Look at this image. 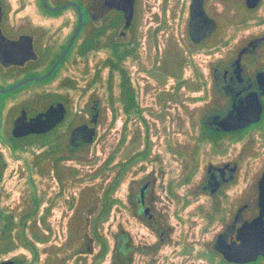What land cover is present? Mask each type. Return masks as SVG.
Segmentation results:
<instances>
[{
	"label": "flooded vegetation",
	"instance_id": "obj_1",
	"mask_svg": "<svg viewBox=\"0 0 264 264\" xmlns=\"http://www.w3.org/2000/svg\"><path fill=\"white\" fill-rule=\"evenodd\" d=\"M174 1L177 4L171 13L173 15L177 13L185 18L183 37L187 42L188 55L184 51L182 53L173 52L170 61L163 62L158 68L175 80L172 89L162 93L167 100H174L177 97L180 98V91L183 87L189 89L192 87L196 91L202 90L203 95L199 98H205V109L199 116L197 133L194 138L191 136L190 119L183 121L185 126L183 140L176 137L170 138L172 160L178 163L179 168L176 175L178 178H173L167 183V192L173 199L181 200L182 205L190 204L200 196L205 197L196 204V208L200 209V214L205 220V229L217 222L223 224L215 234L209 248L203 251L210 259L216 260L217 264H264V257L261 255L256 260L246 263L231 262L214 248L220 236L224 235V241L227 244L240 243L239 237L243 235L244 229H248L246 226L249 227L255 221H257L258 229L262 224L264 225V214L260 215L263 205L260 194L264 192V0ZM0 6L2 12L0 16L1 192L4 177L11 173L7 172L8 160L5 155L9 152L15 157H22L21 154L31 147L27 146L25 150H22V145L32 138H40V143H42L40 147H43L40 154H46L51 145H58L61 155L68 156L67 159L60 161L58 165L60 169L50 159H44L41 164L40 175L42 176L48 175L46 164L50 161L51 169L59 182L56 176L57 170L63 171V165L68 160H78V148L84 144L73 146L69 143L72 131L84 124L97 128L101 118V101L96 97L93 88V91L89 93V115L82 122L73 117V124L70 123L67 131V143L65 144L64 137L60 138L56 133L72 115L74 95L78 92L76 85L79 76L82 79L85 74L89 73L87 55L90 52H96L100 48L110 50V53L100 60L97 67L94 65L93 77L89 82L92 86L96 79L99 80L102 77V70L105 71V101L109 112H115L119 107L126 116L134 114L144 122L145 120L141 114L143 111L142 88L138 82V76H133L131 70L135 64H141L139 42L136 39L141 0H134L132 18L129 23L125 16L126 12L113 7L109 0H88L86 8L81 7L83 24L80 31L67 54L47 77L45 76L59 59L77 28L78 10L74 7L77 15L76 25L69 35L66 34L65 38L64 27L47 25L43 19L44 16L33 18L26 15L22 18H15L14 15L9 14L11 9L4 1L0 0ZM85 29L88 30L86 35L84 34ZM232 33L233 36L239 35V37L230 45L229 36ZM116 34L119 35V39L116 38ZM60 41L64 43L53 54V49ZM86 44L95 47L84 54L78 53L77 50L76 56H70L75 54L76 46L78 49ZM222 47H232V51L225 58L222 56L216 59L221 61L212 66L209 79L195 72L196 82L192 86L191 78L184 76L185 66L192 64V51L198 49H206L209 52L221 51ZM67 60H73V62L66 68V75L60 77L54 85L48 86V81L58 73ZM80 60L84 62V69L81 75H78L73 72V67L78 66ZM138 65L134 70L136 72L139 70ZM32 84H39L40 88L31 90L30 85ZM8 89L10 90L2 92ZM89 91V88L83 89L82 93ZM58 105L64 107L65 116L50 130L20 136L13 133L16 123L32 119L38 113H44L49 108ZM258 105L261 107L259 119L244 127L223 130L219 127V123L213 120L215 116L223 118L233 106L253 110ZM93 117H95L94 123H92ZM146 140V148L122 162L123 165H120L119 170L120 178L134 160L142 159L149 154L148 138ZM13 145L19 148L14 150ZM230 146L234 149L232 148L231 153L225 154L224 151ZM72 148L75 150L72 151ZM202 149L203 152H201ZM223 157L226 158L222 159ZM31 166L32 160L28 164L30 170ZM71 169L74 175L75 169ZM151 185L152 180L150 179L141 181L136 192L127 193L121 204L125 212H131L144 222L147 228L156 231L159 241L163 242L166 233L158 214L153 211L154 201L150 197ZM182 187H185V194L180 197L176 191L177 188ZM42 195H33L29 204L18 212V219L14 212H7L0 207V224L5 215L12 219L13 229L10 238L12 244L10 245H14V241L21 242L20 231L23 224L25 225V236L31 240L27 231L32 229L33 222L36 225L38 213L34 216L31 214L32 199L33 197L39 198L40 207L43 200ZM48 212L47 207L44 210L45 216H41L42 222H45ZM260 216L261 219H259ZM41 237L43 242L47 241V236L41 234ZM128 241V233L123 232L122 243L119 248H115V252L119 249L121 253V264L129 262L128 253L132 248L130 246L126 248ZM13 248L0 250V253L9 252ZM22 257L26 259L23 255L1 258L0 264H7L8 261L18 264ZM25 262L28 263L27 260Z\"/></svg>",
	"mask_w": 264,
	"mask_h": 264
},
{
	"label": "rangeland",
	"instance_id": "obj_2",
	"mask_svg": "<svg viewBox=\"0 0 264 264\" xmlns=\"http://www.w3.org/2000/svg\"><path fill=\"white\" fill-rule=\"evenodd\" d=\"M1 1H4L11 9L9 14L14 15L15 18L26 15L33 18L44 16L43 19L47 25L63 26L64 35H69L76 25L77 15L73 6L51 12L42 8L40 0ZM47 2L52 7L61 6L67 2H77L84 9L88 4V0H47ZM176 4L174 0H141L136 28L141 64H137L139 67L137 72L134 71L136 64L131 70L133 76H138V82L142 88L143 111L141 114L145 122L134 114L126 116L119 107L115 112H109L105 101L104 70H102V77L99 80L96 79L92 86L89 85L93 77L94 65L97 67L100 60L110 53L109 49L100 48L87 55L89 73L82 79L79 76L76 85L78 92L74 95L75 103L72 105V115L69 118L71 120H67L56 133L60 138L64 137L66 144L68 127L73 124V117L82 122L89 115V93L94 89L102 108L96 136L93 142L78 152V160H68L63 165L66 176L64 189L60 191V184L54 176L50 161L46 164L47 176H42L28 167L33 156L40 154L43 147L31 146L19 158L9 152L5 155L8 160L7 172L12 174L3 179L0 207L7 212H14L18 219V212L29 204L30 198L35 194L37 196L43 194V200L36 215L37 223L34 228L27 231L28 237L38 249V260L34 261V264H93L95 262L94 255L100 250L99 242L92 233L94 220L101 211V204L97 198L118 176L122 162L147 147V138L149 154L142 159L134 160L122 173V178H119L111 194L115 203L98 225V231L107 242L108 251L104 258L97 261V264H114L115 248L120 247L123 232H127L129 237L126 248L128 246L132 248L128 253V264H217L216 260L210 259L203 251L209 248L215 234L223 224L217 222L205 229V220L200 214V209L196 208V204L205 197L200 196L196 201L182 205V201L173 199L166 188L170 180L178 178L176 175L179 168L178 163L172 160L170 138L176 137L183 140L185 137L183 121L189 119L192 126L191 136L194 138L199 116L205 109V98H199L203 95L202 90L196 91L192 87L191 89L183 87L180 98L167 100L164 97V91L172 89L175 80L158 68L163 62L170 61L173 52L184 51L188 55L187 42L183 37L185 18L177 13L174 15L171 13ZM224 29H226L225 25ZM87 32L88 30L85 29L84 34L86 35ZM238 37L239 35L230 34V45ZM116 38L119 39L118 34ZM63 43L60 41L57 44L53 54ZM77 50L76 46L75 54L70 56H76ZM231 51L232 47H222L221 51L211 52L206 49L193 50L192 64L185 66L184 76L191 78L192 86L196 82L195 72L209 79L212 66L221 61L216 59L222 56L225 58ZM72 62L73 60L64 62L58 73L48 81V86L54 85L60 77L65 76L66 68ZM73 68V72L79 75L84 69V62L80 60L78 66ZM30 88L36 90L40 88V85L32 84ZM88 88L89 92L82 93L83 89ZM232 148V146L226 148L224 153H231L234 149ZM108 160L110 163L105 167ZM71 168L75 169L73 176L69 173ZM145 179L152 180L150 197L154 201L153 211L158 214L166 233L163 242L159 241L156 231L147 228V225L131 212H125L121 204L125 195L134 194L139 183ZM184 189L185 187L177 188L176 193L181 197L185 194ZM25 201L28 202L25 203ZM47 207L49 212L45 222H42L41 216H45L44 210ZM32 231L37 232L39 236L41 234L47 236V241H35ZM0 237H2L1 234ZM6 244V241L0 238V250H4ZM11 247L13 248L11 251L0 253V259L15 255H23L27 261L32 259L33 253L22 246L20 241H14Z\"/></svg>",
	"mask_w": 264,
	"mask_h": 264
},
{
	"label": "water",
	"instance_id": "obj_3",
	"mask_svg": "<svg viewBox=\"0 0 264 264\" xmlns=\"http://www.w3.org/2000/svg\"><path fill=\"white\" fill-rule=\"evenodd\" d=\"M42 6L51 12L61 10L68 6L75 7L79 12V20L76 30L74 31L72 37L70 38L68 44L66 45L63 53L56 61V63L52 66L47 77L59 63V61L67 54L69 51L75 37L80 31L83 24L82 10L81 6L77 2H67L58 7H52L48 4L47 0H40ZM113 7L122 9L125 11V16L127 19V23H129L132 18L133 4L134 0H109ZM1 6H0V16H1ZM23 83V82H22ZM20 83V84H22ZM19 84V85H20ZM8 90H4L2 92H7ZM250 99V98H249ZM261 111L260 105L256 107V109H242L241 107L233 106L230 110H228L223 118H219V116L213 117V120L219 123V127L223 130H233L237 128L244 127L253 121H257L259 119V114ZM65 116V109L61 105L56 107L49 108L44 113H38L32 119L18 122L15 124L13 133L15 135H24L28 133H43L50 130L53 126H55L58 122H60ZM95 122V117L92 118V123ZM96 136V128L93 125L84 124L76 127L70 136L69 143L73 146H79L81 144H90L93 142ZM261 201L263 203L261 207V214H264V192L260 194ZM261 219V216L259 217ZM256 222L252 223V227H247L248 229L243 230V235L239 237L240 243H231L227 244L224 235L218 237L214 248L223 254L225 259L235 263H246L249 261H254L256 258L261 255L264 257V225L262 224L260 229L256 227ZM260 223V222H259ZM254 228V230H253ZM257 228V229H256ZM7 264H14V262L8 261Z\"/></svg>",
	"mask_w": 264,
	"mask_h": 264
},
{
	"label": "trees",
	"instance_id": "obj_4",
	"mask_svg": "<svg viewBox=\"0 0 264 264\" xmlns=\"http://www.w3.org/2000/svg\"><path fill=\"white\" fill-rule=\"evenodd\" d=\"M42 6V5H41ZM42 8H44L42 6ZM95 46L92 45H82V47L78 48V53L80 54H84L87 53L88 51H90L91 49H93ZM117 60H119V57L117 56ZM42 145V143H40V138L39 137H35L32 138L30 141L26 142L25 144L22 145V150H25V148L27 146H37L40 147ZM88 144H84L81 145L78 150H82L83 148H85ZM12 148L14 150L18 149L19 146L17 145H13ZM75 149L72 148V151H74ZM60 153V155H59ZM68 156L66 155H61V150L59 149L58 145H51L49 150H47L46 154H37L32 158V169L33 171H37L39 174H41V170H42V162L44 159H50L51 161L54 162V164L59 168V163L61 160H65L67 159ZM110 163V161L108 160L105 163V167L106 165H108ZM36 169V170H34ZM60 169V168H59ZM69 173L72 176V169H69ZM118 176L115 178V180L113 182H111L110 184H108L102 195L97 198L100 201L101 204V211L98 214L97 218L94 220L95 224L92 227V233L94 235V237L97 239V241L99 242L100 245V250L98 251V253L96 255H94V259L95 262L93 264H97V261H99L100 259L104 258V256L106 255L107 251H108V245L107 242L104 240V238L102 237V235L100 234V232L98 231V225L99 223L103 220V218L109 213V211L111 210L113 204L115 203V199L111 196L113 189L115 187V185L117 184L119 178H120V171L117 173ZM56 176L60 182L61 185V190L62 191L65 187V183L64 180L66 179L65 176V172L57 170ZM60 195V193H59ZM82 196V195H81ZM83 198V196H82ZM33 206H32V210H31V214L32 216L36 215V213L38 212V207H39V203H40V199L37 197H33ZM24 224L21 225V244L22 246H24L26 249L30 250L33 253V257L30 261L25 262L26 259L24 257L21 258L20 262L18 264H34V261L38 260V249L36 248L35 244L33 241H31L30 239H28L25 236L24 233ZM35 223H32V228H34ZM13 229V225H12V219L11 217H9L8 215H5L2 219V223L0 224V234L2 235V239L3 241H6V248L5 249H11V231ZM33 232V238L35 241H40L43 242V239L41 236L38 235L37 232ZM121 253L118 251H116L115 256H114V264H121Z\"/></svg>",
	"mask_w": 264,
	"mask_h": 264
}]
</instances>
